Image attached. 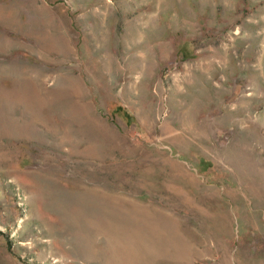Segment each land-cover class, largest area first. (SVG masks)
Segmentation results:
<instances>
[{
    "label": "rangeland",
    "instance_id": "1",
    "mask_svg": "<svg viewBox=\"0 0 264 264\" xmlns=\"http://www.w3.org/2000/svg\"><path fill=\"white\" fill-rule=\"evenodd\" d=\"M0 264H264V0H0Z\"/></svg>",
    "mask_w": 264,
    "mask_h": 264
}]
</instances>
